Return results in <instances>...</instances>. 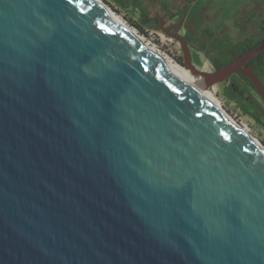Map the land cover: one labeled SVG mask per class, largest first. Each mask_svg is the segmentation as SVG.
<instances>
[{
    "label": "water",
    "instance_id": "obj_1",
    "mask_svg": "<svg viewBox=\"0 0 264 264\" xmlns=\"http://www.w3.org/2000/svg\"><path fill=\"white\" fill-rule=\"evenodd\" d=\"M180 41L264 103V40ZM0 264H264V153L89 0H0Z\"/></svg>",
    "mask_w": 264,
    "mask_h": 264
},
{
    "label": "flooded vegetation",
    "instance_id": "obj_2",
    "mask_svg": "<svg viewBox=\"0 0 264 264\" xmlns=\"http://www.w3.org/2000/svg\"><path fill=\"white\" fill-rule=\"evenodd\" d=\"M144 1L147 7L155 9V12L151 14L158 26L163 23H170L169 27L173 30V36L185 41L192 58L191 66L196 70L198 69L194 64V51L204 56L208 61L207 70L210 71L209 73H214L235 62L236 59L243 58L247 53L257 50L264 40V30L262 29L264 12L256 20V12L253 8L256 5L252 3L255 0H250L245 7L240 6L236 9V6L232 7L233 10L230 11L233 16L230 18L234 19L232 28L229 26L226 17L227 8L225 9L224 5H220L219 0ZM238 2L240 4L242 0H238ZM247 6H250V8L248 7L249 10H246ZM240 8H242L240 16H237V9ZM255 9L257 10V8ZM218 19L217 24H212ZM253 28H258L259 31L253 30ZM243 69L252 70L260 79L259 75L264 74V52L247 62ZM247 80L250 81L241 74H234L221 85L226 86L225 89H231L240 98L246 96L255 101L250 94L252 90L261 100L255 88H250L247 84ZM255 102L258 104L257 101ZM261 102L263 103L262 100Z\"/></svg>",
    "mask_w": 264,
    "mask_h": 264
},
{
    "label": "rangeland",
    "instance_id": "obj_3",
    "mask_svg": "<svg viewBox=\"0 0 264 264\" xmlns=\"http://www.w3.org/2000/svg\"><path fill=\"white\" fill-rule=\"evenodd\" d=\"M102 1L107 6H109L115 13L121 16V18L127 24L135 28L138 31V33L146 40L148 44L156 47L163 55L174 60L180 66L187 69L185 67L186 60H185L184 48L180 40L176 36H173L174 35L173 30L169 27L171 24L163 23L161 26H158L156 22L150 18V16H152V14L155 12L154 8L147 7L146 2L144 0H139V3L134 0H131L130 6L127 8H123L114 0H102ZM255 1H252V3H254L256 7H253V5L252 7L256 12V16H257L256 20H258L259 19L258 16L259 15L261 16L262 13L264 12V0H255ZM218 2L220 3V5H224L225 9L227 8V10H229V8H232L234 6H236L235 9L240 6L245 7L247 4H249L248 2H250V0H242L240 4L238 0H219ZM248 7L250 8V6H247L246 10H249ZM242 8L237 9V16H240V10ZM255 8H257V10ZM228 14L229 11H227L226 17L228 19L229 26L232 28L234 19H232L233 18L232 15H228ZM218 22L219 19L212 24H217ZM256 29L259 31L258 28H253V30ZM194 64L196 65V68L198 70L208 73L210 72L207 70L208 61L204 58V56L197 53L196 51H194ZM225 87L226 86L219 84L212 88H208V90L215 89L217 93L216 96L220 101L224 111L227 112V114L238 125L242 126L245 129H248L251 135L264 146V125L256 121L251 116L244 114L242 110L239 108V106L232 99L226 96ZM250 94L253 96L255 101H257L258 104L262 108H264L263 103L261 102V100H259V98H257V96L252 92V90L250 91Z\"/></svg>",
    "mask_w": 264,
    "mask_h": 264
},
{
    "label": "bare ground",
    "instance_id": "obj_4",
    "mask_svg": "<svg viewBox=\"0 0 264 264\" xmlns=\"http://www.w3.org/2000/svg\"><path fill=\"white\" fill-rule=\"evenodd\" d=\"M93 5L100 8L103 14L112 19L133 41H135L148 55L163 66L169 73L176 77L186 88L196 94L204 103L215 110L220 116L231 124L242 136H244L251 144L264 153V146L256 140L248 129L238 125L228 114L224 111L220 101L217 98L216 90H208L205 88L200 79L194 76L189 70L180 66L174 60L163 55L156 47L151 46L138 33V31L127 24L121 16L115 13L102 0H89Z\"/></svg>",
    "mask_w": 264,
    "mask_h": 264
},
{
    "label": "trees",
    "instance_id": "obj_5",
    "mask_svg": "<svg viewBox=\"0 0 264 264\" xmlns=\"http://www.w3.org/2000/svg\"><path fill=\"white\" fill-rule=\"evenodd\" d=\"M116 3H118L123 8H127L130 6L131 0H114ZM139 3V0H134ZM233 9H229L228 15H232L230 11ZM152 19V16L150 17ZM150 19V20H151ZM262 29L264 30V25H262ZM259 80L261 81L262 85L264 86V74L259 75ZM247 84L251 87H253L252 83L247 80ZM225 94L228 98L232 99L242 110V112L246 115L251 116L256 121L260 122L264 125V108H262L259 104H257L252 98H248L246 96H242L241 98L238 97L235 92H232L231 89L226 88ZM264 107V103H263Z\"/></svg>",
    "mask_w": 264,
    "mask_h": 264
}]
</instances>
